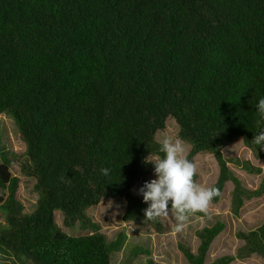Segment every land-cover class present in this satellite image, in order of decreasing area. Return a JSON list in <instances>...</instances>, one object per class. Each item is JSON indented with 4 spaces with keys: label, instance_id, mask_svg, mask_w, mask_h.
I'll list each match as a JSON object with an SVG mask.
<instances>
[{
    "label": "trees",
    "instance_id": "obj_1",
    "mask_svg": "<svg viewBox=\"0 0 264 264\" xmlns=\"http://www.w3.org/2000/svg\"><path fill=\"white\" fill-rule=\"evenodd\" d=\"M261 97L264 0H0V115L18 125L41 195L27 213L1 152L0 245L32 264H111L120 241L70 236L55 211L70 226L122 197L126 219L142 220L132 189L146 158L163 155L156 134L169 118L188 159L215 156L221 194L232 179L224 146L241 138L264 158L251 142ZM223 229L198 233L197 255L184 250L190 264H204Z\"/></svg>",
    "mask_w": 264,
    "mask_h": 264
},
{
    "label": "rangeland",
    "instance_id": "obj_2",
    "mask_svg": "<svg viewBox=\"0 0 264 264\" xmlns=\"http://www.w3.org/2000/svg\"><path fill=\"white\" fill-rule=\"evenodd\" d=\"M179 125L173 119L166 121L165 128L158 131L156 140L164 135L180 138ZM184 141V140H183ZM187 156L190 143L184 141ZM11 161L10 172L20 179L19 200L27 213H32L41 197L36 188L37 180L30 174L26 144L12 115H0V153ZM232 179L228 181L218 200H213L207 215L190 217L185 229L176 233L173 217L157 221L127 220L128 203L125 198L103 199L98 205L85 211L86 220L65 225L60 211H55L58 227L70 236L92 233L105 235L109 242L120 241L111 256V264H190L184 250L197 255L200 241L198 233L205 227L220 222L224 229L212 242L204 264H264L260 245L264 227V158L247 147L241 138L234 139L223 147ZM158 155L148 157L152 159ZM197 165L198 183L214 187L220 176V167L212 153H200L193 160ZM1 162V157H0ZM154 165L147 164L144 181L137 182L132 194L141 209L148 207L139 189L145 182L155 179ZM7 211L0 206V231L6 227ZM0 264H32L23 256L14 254L0 245Z\"/></svg>",
    "mask_w": 264,
    "mask_h": 264
},
{
    "label": "clouds",
    "instance_id": "obj_3",
    "mask_svg": "<svg viewBox=\"0 0 264 264\" xmlns=\"http://www.w3.org/2000/svg\"><path fill=\"white\" fill-rule=\"evenodd\" d=\"M260 117L258 131L252 143L264 148V97L256 104ZM162 156L146 158V163L154 165L155 179L145 182L139 189L143 201L148 204L144 210L145 219L157 221L173 217L174 231L182 232L190 217L201 213L207 215L211 202L220 195L216 187L205 186L195 179L197 165L187 156V148L181 138L164 135L158 139ZM105 175L108 169L102 170Z\"/></svg>",
    "mask_w": 264,
    "mask_h": 264
}]
</instances>
